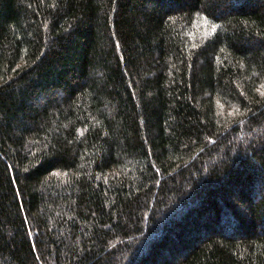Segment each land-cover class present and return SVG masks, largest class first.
Returning a JSON list of instances; mask_svg holds the SVG:
<instances>
[{
  "label": "trees",
  "instance_id": "1",
  "mask_svg": "<svg viewBox=\"0 0 264 264\" xmlns=\"http://www.w3.org/2000/svg\"><path fill=\"white\" fill-rule=\"evenodd\" d=\"M0 264H264V0H0Z\"/></svg>",
  "mask_w": 264,
  "mask_h": 264
},
{
  "label": "rangeland",
  "instance_id": "2",
  "mask_svg": "<svg viewBox=\"0 0 264 264\" xmlns=\"http://www.w3.org/2000/svg\"><path fill=\"white\" fill-rule=\"evenodd\" d=\"M261 131H263V129H261ZM261 131L258 130L257 132L254 133L253 136H255V137L258 136V134L261 133Z\"/></svg>",
  "mask_w": 264,
  "mask_h": 264
}]
</instances>
